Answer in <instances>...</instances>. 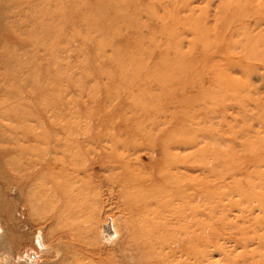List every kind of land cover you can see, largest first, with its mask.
Wrapping results in <instances>:
<instances>
[{
  "label": "rangeland",
  "instance_id": "374dc122",
  "mask_svg": "<svg viewBox=\"0 0 264 264\" xmlns=\"http://www.w3.org/2000/svg\"><path fill=\"white\" fill-rule=\"evenodd\" d=\"M0 264H264V0H0Z\"/></svg>",
  "mask_w": 264,
  "mask_h": 264
},
{
  "label": "bare ground",
  "instance_id": "6f19581e",
  "mask_svg": "<svg viewBox=\"0 0 264 264\" xmlns=\"http://www.w3.org/2000/svg\"><path fill=\"white\" fill-rule=\"evenodd\" d=\"M6 239H7V237L5 235V232L4 231L0 232V240L6 241Z\"/></svg>",
  "mask_w": 264,
  "mask_h": 264
}]
</instances>
